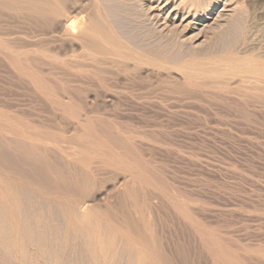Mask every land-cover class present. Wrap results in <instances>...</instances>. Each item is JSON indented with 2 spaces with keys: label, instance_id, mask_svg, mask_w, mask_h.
Here are the masks:
<instances>
[{
  "label": "rangeland",
  "instance_id": "obj_1",
  "mask_svg": "<svg viewBox=\"0 0 264 264\" xmlns=\"http://www.w3.org/2000/svg\"><path fill=\"white\" fill-rule=\"evenodd\" d=\"M114 1L116 0L112 1L113 4H115ZM202 1L170 0V2L167 4L168 6L166 5L164 7L165 9L163 8L162 11L160 12L161 18L159 17L158 19H156V21L155 20L151 21V19L147 17L148 15L145 16L147 14L146 11L147 6L146 3L145 4L143 3L144 1L141 4L140 3L137 4V2L133 0H123V1L119 0L118 3L116 2L117 3L116 7H119L123 4L124 7L122 8L124 9H122L121 7L116 8L115 5L112 4V2H108V3L115 8H113L112 6L111 7L107 6L109 5L108 3L106 4L107 1L106 2L103 1V3L105 2V4H102V0L101 1L95 0V3L92 1L90 2L91 4L93 3L94 5L93 4L92 5L96 8L101 7L100 9L97 8V13L98 12L100 14L101 13L103 14L104 12L108 13V14L104 13L105 16L101 14L102 17H104L103 20L101 19L102 24L104 23V20H107V22L109 20L110 23H107L105 21V25L106 26L109 25V27L115 25V28L113 26L110 28H112L113 30L116 29L115 30L116 32L119 29V31L117 32L119 34H121L120 31L122 32L121 40H123L125 44L129 46L130 43H132L133 45L134 44L133 42H135L136 45L138 44L137 46H135V44L133 46L130 44V47L133 49V51H139V52L141 51V53L144 54L145 56V60L150 58L148 59L150 64L149 65L146 64V66L148 65V67H145V64H142L144 68L141 67V65L134 66L135 63L134 61L132 62V60H127L128 62L130 61V63L125 61L124 62L126 63L124 64L125 67L123 66V62L113 63L110 61L112 64L109 65L110 64L109 61L107 62L106 60H102L103 62L104 61L106 62V65H108L107 67L105 64L103 66L102 62H99L101 66H98L99 63L96 65V63L88 62L89 60L84 58L78 59V61L84 60L85 62L79 61L80 62L79 63L77 61L79 65L84 62L83 63L84 66L82 69H79L80 66L78 68L77 66L76 68L75 67L72 68V66L66 64V62L64 61H62L61 63V60L57 61L56 63L55 60L46 61L40 58H39L40 61L38 60V58H35L37 59V61H39L37 62V65L38 64L40 65L34 66L36 61H34L35 59L32 58L33 59L32 60L30 58L32 55L34 56L35 54L32 55L30 54L29 55L30 57H28V59L26 58L24 59L25 56H19V55L18 56L16 55L17 57L16 58L13 54H11L10 50H7L8 48L4 49L5 48L4 46L7 45L8 47L10 45L9 48H11L12 50H21V51H25L26 49L22 50L19 48H24V47L27 48V46H25L24 43H26L27 45L31 43V45H28L29 46L28 48H32V45H34L35 42H36L35 45L39 46L40 43L38 42V40H41L42 38L41 32L39 31L42 29V26H44V23H42L43 25L39 27L38 25H41L42 21H39L40 24H38L39 22L37 20L35 21V19L33 18H31L32 19L31 20L28 17V15H26L24 12L18 11V14L19 12L20 14L18 16L15 13L17 15L16 16L13 13V11L15 12L16 10H12L8 8L5 9L0 8V12L2 11L4 12V13L3 12L0 13V30H1L0 54L2 53L0 55L1 56L0 57V61H1L0 62V121H2L0 122L1 124L0 133H2L0 134V142L2 143V144L0 143V154L3 155V156L0 155V180L4 179L3 181H9L11 183L14 181L13 183L15 184L18 183V185L21 187L26 186L27 184L35 185L36 192L43 193L44 196H46L51 191V193H49L47 196L50 195V197L53 198H63L64 193L59 189V187L63 186L67 188L69 184L73 183L72 189H74L75 191H79L80 189H82V185H84V183L90 179L91 183L90 182H86V183L87 184L89 183L91 185L88 186L89 184L88 185L86 184L84 188L87 187L86 189L89 188L90 191L91 189L94 188L95 191H97V187H98L100 191L98 190L97 194L100 195L103 201L102 203L103 207H106V209L109 208L112 209L114 207L112 210L109 209V214H111L112 212L113 215L112 217H117L118 220L120 221L121 218H125L126 216L127 217L132 216V218H134L133 216L135 215L134 219L136 222L139 219L140 220L143 219L144 217L154 222V223L152 222L150 223V221L147 220V222H149L152 225L150 226V228L154 226L155 229L154 228L152 229L156 230L157 232L154 230L153 231L159 235V237L157 235V237L159 238V239L157 238V240H159L157 241V246H159L160 248L159 247L158 248L161 249L163 252L162 253L161 250H159L162 253L161 256H163L162 259L165 257L163 260L166 261V262L162 261V264H218V263L264 264V99H263L264 87L260 85L262 87L261 89L262 91L259 92L260 88H256V86L254 87L255 84L253 85V81L254 83H256V81L258 82L260 79L264 80V72H263L264 66L263 67L260 66V65H264V46H263L264 45V0H238V1L237 0H207V1L202 0ZM227 1H229V3H226ZM231 1L234 3H232ZM126 2L129 3L128 4L129 6H131V4L133 3L132 8L131 7L127 8L128 5L126 6L127 4ZM174 2H176L177 4ZM96 3L98 4L96 5ZM135 3L137 5H135ZM199 3L200 4L202 3L201 4L202 6L199 5ZM203 3L205 4V6ZM91 4L88 6V8L93 7L91 6ZM191 4L197 5L196 9L191 10V12L189 13H187V11L184 13L183 10L181 9L183 8L182 6L184 5L189 6ZM236 4H237L236 7L237 8L239 7L241 11L239 13L238 11L239 9L238 10L234 9L233 10L234 14L232 13L233 17L231 18L230 15L234 7L233 5ZM138 5H140L141 8L143 6L144 9L142 10L139 7V9L137 10L136 8H138L137 7ZM198 5L201 9L198 7ZM241 6H243V8ZM197 8L199 9V11ZM6 9L7 11L5 12ZM180 9L182 11H180ZM10 10L12 11V13ZM141 11H144L143 14L141 13ZM234 11H237L239 14H236V12ZM110 12L112 14H110ZM113 13L115 15L114 18H112ZM163 13L165 16L163 15ZM23 14L26 16L21 17V15ZM219 14L222 15L220 16ZM116 15H118L117 18ZM134 15L135 18L133 17ZM140 15L141 18L144 15V17H146L147 19L144 18L145 20L144 21L143 18L142 19L140 18ZM166 15L168 16V19L174 17L172 15H177V17L175 16L176 24L177 23L179 24L183 19L186 20L187 22L188 20L192 22L191 23L192 25L189 28L185 29L183 32L186 38L187 39L190 38V40L191 38H193L192 35H194V38L195 36L199 35L198 39L195 42H193L192 40L190 41L192 47V48L190 47L191 49H189L190 42L188 43L185 42L186 43L185 44L180 39L181 42L179 43V39L174 36L173 37L171 36L173 39H170L171 37L169 35L167 38V36L163 34L162 38L164 39L162 40V38H159L160 37L159 34H161L162 32L158 34L156 32H160V31L159 30L157 31L156 29L162 27L160 25H162L161 22H164L163 18L166 17ZM183 15H185L186 17H184ZM193 15L194 17H192ZM85 17L86 20L89 21V12L85 13ZM110 17L112 18L113 21L109 19ZM116 19L120 21L116 23L117 22ZM138 19H140L142 23H146V24L148 21L149 22L151 21L149 24H147L150 26H147L146 28V24L145 25H142V23L140 24L139 22L141 21H138ZM30 21H32L33 23H31ZM214 21L215 22L217 21V23L214 24L216 26H214L213 28L211 29L208 28L207 30L202 28L203 26L202 24L204 25L207 23L212 24L215 23ZM226 21L229 22L226 23ZM34 22H38V23L36 24ZM128 22L129 23L136 22L137 25L140 24V29H144V30H140L138 29L139 28L138 26L132 23L129 24ZM169 23L170 22H168L167 24ZM239 23L240 25H242V28L239 25ZM151 24H153L152 26H156V25L158 26L154 27L151 30L150 28ZM169 25L172 26L171 23ZM121 26L122 28L125 29H122ZM192 26L197 28H194ZM217 26H221V27H217ZM28 28H30L31 30L29 29L27 31ZM131 28L134 30H131ZM162 28L168 30L167 27H162ZM200 28H202L201 33L197 31ZM246 28L248 31L246 30ZM139 30L143 31L141 33L142 35L144 34L143 36L145 37H142ZM238 30H240V32ZM256 30L258 31L256 32ZM125 32L128 33L126 34ZM237 32L239 33V35L236 34ZM4 33L10 35L5 36ZM155 33L156 35L157 34L158 35L156 36ZM194 33H196L197 35ZM17 34L19 36L15 38H17L18 41L17 39L15 38L14 39L18 44H16L15 41L13 42L12 40V38ZM123 34L125 35V37L123 36ZM248 34H250L252 37H250ZM21 35L23 36V38ZM26 35L28 36L31 35V36L26 37ZM122 36L124 37L123 39ZM137 36L138 37L140 36V38L143 39H139V38L137 39ZM1 37L3 38V40H1L2 39ZM19 37H21V39ZM134 37L136 39L135 41H134ZM224 37L226 38L224 39ZM249 37L252 38V40L249 39ZM29 38H32V40ZM4 39L7 41H5ZM157 39H161L162 41ZM168 39L170 40V42ZM127 40H129L128 41L129 43H127ZM223 40L225 42H223ZM20 41H22L23 43H21ZM246 41L248 44L245 43ZM19 42L21 43L22 46L20 45ZM2 44H4V46ZM194 46L197 47L194 49ZM35 47L33 46V48ZM139 47H141L140 50H138ZM153 50H155L154 51L155 53L153 52ZM159 54H162V56ZM12 55L14 57H12ZM20 57L22 60L20 59ZM151 57L153 59H151ZM155 57L157 58L159 57V58L157 59ZM155 59H157L158 61ZM30 60H32L31 63L32 65L29 64L31 62ZM43 60L48 64L45 63ZM9 61H11V63ZM41 61L43 64L41 63ZM167 61L173 63L172 64L165 63ZM152 62L155 63L154 64L155 66H153ZM198 62L201 64L205 63V65H210V64L217 66L220 65V67L224 69L227 68L229 69L230 65H236V67L240 69V72L238 71L237 76L227 77L228 79L227 78L224 79L217 78L214 80L210 79L214 83L209 81V78L208 79L204 78L202 84L201 83L203 80L202 78L201 79L197 78L198 81L197 80L192 81L193 79H191L190 81L189 77L185 76L183 73L182 74L180 73L182 71L176 70V69L180 70V67H182L181 65H183V63L189 65L190 63L196 64ZM44 63L47 64L48 66L44 65ZM91 63L93 67L97 68L98 66V70L92 69V67L89 66V64L91 65ZM117 63L118 64L121 63V64L117 65ZM179 63L182 64L180 65ZM252 63H254L253 64L254 66L252 65ZM86 64L88 65L85 66ZM113 64H115L116 67H113ZM127 64H129L128 65L129 68L126 67ZM175 64H176V69L173 68ZM59 65H61L64 68H62ZM44 66L46 67V69ZM120 66H122L123 68ZM156 66L159 67L157 68ZM167 66H171L172 70L171 68L168 70L169 67ZM250 66L254 67L255 70H253V72L246 69L247 67ZM130 67H132L133 71L130 70ZM133 67L138 68V71L136 68L135 71ZM143 69H145L146 71ZM261 69L262 72H260ZM80 70L82 71L80 72ZM104 70L106 72H104ZM95 71H99V73L97 74L95 73ZM135 72L137 74H134ZM149 72L151 75L149 74ZM17 73L19 74L17 75ZM92 73L94 74V76ZM27 76L29 77L27 78ZM81 76L83 77V79L81 78ZM174 77L177 78L175 79ZM90 78L91 80H89ZM103 78L104 80L106 79L105 80L106 82L103 80ZM255 78H257V80ZM218 80L220 81L219 85L217 84L219 83ZM223 80L225 81V83ZM205 82L206 83L209 82L208 86L207 84L204 85ZM53 84L55 85L54 87ZM65 84H67V86ZM251 84L255 89H253L252 86H250ZM68 86L69 87L75 86L77 89L75 88V90H73V87L71 89ZM63 89H65V91L68 94ZM248 97L250 99H248ZM70 101L73 103H71ZM95 103H97V105ZM96 106L98 107L96 108ZM22 120L23 121L25 120V123ZM76 120L78 121V123ZM3 124H5L6 126ZM23 124L27 127H25ZM90 124L94 128L93 131H92V127H90ZM33 127L36 129L35 131ZM81 128L82 130H80ZM27 130L28 132L31 130V132L28 133ZM76 130L78 131V133ZM33 131L37 133L36 135H38V137H42L44 138V140L46 138V142L44 141L45 143L40 142L41 145L39 143L38 145L34 142L37 147L36 151L39 149L40 151L41 150L45 151V152L43 151L44 154L42 153V151L41 152L37 151L40 154L36 152L39 155H41L42 153V155L45 156V161L42 158H40V160H43L44 162H38L34 157H33L34 159L33 158L31 159L30 158L31 156L28 155V154L31 155L28 149L31 147L30 145H27L28 142H24L26 140L23 141V138L26 139L24 135L27 136L28 134L31 135V137L33 134L35 135V133H32ZM82 133L84 136L81 135ZM81 136L82 137L88 136L87 137L88 141H85L87 140V138H85V140L81 138L83 141L87 142V144L89 140H90L89 143L92 144L93 140L91 139L93 138L94 139L99 138L98 142L102 143L103 145L106 142L105 144L106 147L108 148L106 149V147L103 146V149H105L104 151L110 152V154L111 152H113L112 155L114 154L113 156L114 158L115 157L116 158L115 159L112 158V160L113 161L117 160L118 157V161L116 162L114 161L113 163L114 165L111 166L109 163L108 166L107 164H104L102 162V159L100 157L93 154L92 155L93 157L91 156L92 157L91 161L93 160L92 162L95 163L91 162L92 165L89 164V166L87 165L84 167L83 164L77 163L76 160L80 156V153L83 151L80 148L81 147L89 148L90 146L92 147V145L90 144H88L87 146V144H85V142H83L80 139ZM89 136L93 138L89 139L90 138ZM58 138L59 140H56ZM54 140H56L55 141L56 143L54 142ZM76 141L78 142V146L80 145L81 147L78 148L75 145L77 144ZM95 141H97V139H95L94 142ZM19 142L21 143V146L24 145V147H22L23 149L27 148L28 150L24 149L25 150L24 151L22 148H20L21 146L20 145L18 146V144H20ZM1 145H3L4 147ZM37 145L40 146L41 148L39 147L38 149ZM53 145H57V146L61 145V146H58L59 147L58 149H54L55 146L53 148L51 147ZM1 147L3 148L1 149ZM114 148L116 149V151L111 150ZM4 149L7 152V154L5 153ZM2 151L4 152V154ZM26 151H28V153H26ZM72 154L73 155L75 154V156H73ZM26 155L27 157H25ZM5 157L7 159H4ZM8 157L9 158L11 157L13 161L11 162V159H9ZM75 157H77V159ZM93 158L96 159L97 161L94 160ZM26 159L28 160L31 159V162L29 161L30 163H32L33 160V162L36 163L35 165L37 166V168H35V165L33 163L30 165L29 164L26 165V162L28 161V160L26 161ZM54 159L57 162L54 161ZM71 161H73L74 163ZM117 162L122 164L121 165H119V163L116 164ZM14 163H18L17 165L20 168ZM49 163L51 166L49 165ZM55 163H58L57 166H55L56 165ZM49 166L52 168H50ZM74 166L76 167L74 168ZM40 167L42 170L44 168L42 173ZM57 167L58 168L60 167L61 170L63 169L65 174L66 175L68 174L70 177H72V175H75L76 173L79 172V179L77 177V180L78 181L80 180L79 183L81 188L79 187L78 181H76L77 183L74 185V181L76 180V178L71 179L70 177H69L70 179L67 180L68 182H66L68 183V185L66 184L67 186L65 184L61 185V183H63L64 181L61 182L62 180H60L58 177H55L56 175L55 173H52L54 174L53 176L51 175V171H55ZM34 168L36 170H34ZM49 169H51V171ZM21 170L23 171L25 170V172ZM32 170L33 172H31ZM74 170H75L74 172L75 174H71L70 172L71 171L73 172ZM127 170L129 171L127 172ZM16 171H17V175H16ZM35 173L38 176L35 175ZM27 174L30 175L29 179L27 177L28 176ZM81 175H83L84 178L83 182L81 181L83 178L80 179ZM48 176L50 178L47 180ZM86 176L88 177L85 178ZM145 176L148 177L145 178ZM52 177L53 178L55 177L56 179H52ZM17 179L19 181H17ZM33 180H35L34 184L32 182ZM37 180L39 181L37 182ZM45 180L47 185L50 183L48 185L49 186L48 189H46L47 185L45 183ZM69 180L70 182H72L73 180V182L70 183ZM22 181L25 183H23ZM57 181L59 183H57ZM38 183L39 184L44 183V184L39 185ZM76 185L77 187H75ZM37 186H40V188ZM115 186L117 188V192ZM36 187L39 188L41 191H39V189H36ZM112 187L114 193L116 192V194L111 192ZM76 188H78V190ZM104 191L107 196L103 193ZM106 191L109 192L111 197ZM46 192L48 193L46 194ZM54 192L55 194L60 193L61 195H55ZM104 195L105 198L109 196L108 197L109 199L107 198L104 200ZM123 202L125 206H123ZM139 209H141L142 212ZM154 210L156 212H154ZM137 215L139 218L136 217ZM139 215H141L142 218ZM153 215H155V217H153ZM141 221L143 222V220ZM142 222L141 224H144V222L143 223ZM161 238L163 241L161 240ZM201 248L204 251H202ZM170 258L173 260V262Z\"/></svg>",
  "mask_w": 264,
  "mask_h": 264
},
{
  "label": "bare ground",
  "instance_id": "obj_2",
  "mask_svg": "<svg viewBox=\"0 0 264 264\" xmlns=\"http://www.w3.org/2000/svg\"><path fill=\"white\" fill-rule=\"evenodd\" d=\"M0 0V8H8V9H12V10H16L15 12L13 11V13L17 14L19 16L20 12H24L26 15H28V17L31 19H35V21L37 20L38 22L39 21H42L41 22V25H38L39 27L42 26L44 23V26H42V29L39 31L41 32V40H38V42L40 43V45H35L34 41V45H32V48H28L29 46L28 45H31L30 44H25V46H27V48H19V49H26L25 51H21V50H12L10 47V45L7 47V45L4 46V44H2L5 48L4 49H7V50H10L11 51V54H13L15 57L16 55L18 56H25L24 59H28V57H30L29 55L31 54H35L34 56L32 55L30 59H35V58H38V60L40 61V59H44V60H52L57 63V61H60L61 60V63L62 61L66 62V64H69L70 66L75 67L77 66V68L79 67V69H82L83 66H84V60H79V61H84L83 65H79V61L78 59H81V58H84V59H87L89 60L88 62H93V63H96V65L99 63V62H102L103 66L104 64L106 65V62L102 61V60H106L107 62L111 61V62H123V66L125 67L124 63L125 61L127 60H132V62L134 61V66H139L142 64H145V67H148V65L150 64L149 60L150 58H148L147 60H145V56L144 54L141 53V51H133V49L130 47V44L132 45V43L129 44V46L127 44H125L123 42V40H121V34L122 32L120 31L121 34L117 33L119 31L116 32L115 30H113L112 26L109 27L105 25V21L107 22V20H104V23L102 24L101 22V19L103 20L105 16L104 13L106 14L107 12H104L102 15L98 12L97 13V8L94 7L90 2H94L95 3V0ZM101 1V0H100ZM103 1H107L106 4L108 2H112L111 0H102V4H105V2L103 3ZM123 1V0H121ZM135 2L138 3H143L145 4L146 3V11H147V14L145 16H147L149 19H151V21L158 19L159 17L161 18V14L160 12L162 11V9L170 2V0H133ZM173 1V0H172ZM199 1V0H198ZM202 1V0H200ZM207 1V0H206ZM238 1V0H237ZM99 2V1H98ZM115 4H112L117 5V3L119 2V0L117 1H114ZM117 2V3H116ZM132 2V1H131ZM179 2V1H178ZM183 2V1H182ZM180 2V3H182ZM192 2V1H191ZM203 2V1H202ZM232 2V1H231ZM230 2V4H231ZM244 2V1H243ZM127 3V4H126ZM126 6L129 4L128 2H126ZM176 3V2H174ZM179 3V4H180ZM193 3V2H192ZM225 3V2H224ZM226 3H229V1H227ZM234 3V2H232ZM236 3V2H235ZM91 4V6H93L92 8H88V6ZM98 3H96L97 5ZM109 4V3H108ZM122 4V3H121ZM135 3V5H137ZM171 4V3H170ZM177 4V3H176ZM187 4V2H186ZM202 4V3H201ZM199 3V5H201ZM204 4V3H203ZM213 4V3H211ZM238 4V3H237ZM236 5H233L231 7H233L232 9V12H231V18L233 17V10L234 9H239V7L237 8ZM241 4V2H240ZM245 4V3H244ZM132 5L133 3L131 4V6H127L128 7H131L132 8ZM198 5V7H199ZM239 5V4H238ZM107 6H112L111 4L107 5ZM145 6V5H144ZM168 6V5H167ZM202 6V5H201ZM205 6V4H204ZM208 6V5H207ZM225 6V5H224ZM113 7V6H112ZM113 7V8H115ZM119 7H124V5L122 4L121 6ZM119 7H116V8H119ZM136 7V6H135ZM138 8H136L137 10L139 9L140 5L137 6ZM179 7V6H178ZM177 7V8H178ZM183 8H181L183 10V12L185 13L187 11V13L191 12V10H194L196 9L197 5H194V4H191L189 6H182ZM243 8V6H241ZM245 7V6H244ZM101 8V7H100ZM98 8V9H100ZM141 8V7H140ZM169 8V7H168ZM175 8V7H174ZM200 8V7H199ZM207 8V7H206ZM124 9V8H122ZM134 9V8H133ZM142 10L144 9L143 6L141 8ZM165 9V8H164ZM180 9V11H182ZM198 9V8H197ZM201 9V8H200ZM102 10V9H101ZM117 10V9H116ZM120 10V9H119ZM173 10V9H171ZM211 10V9H210ZM243 10V9H242ZM246 10V8H245ZM244 10V11H245ZM2 11V10H1ZM7 11V9L5 10V12ZM9 11V10H8ZM11 11V10H10ZM18 11L19 14H18ZM115 11V10H114ZM122 11V10H121ZM199 11V9H198ZM239 13L241 11V9L238 10ZM3 12V11H2ZM0 12V13H2ZM86 12H89V21L86 20V17H85V13ZM102 12V11H101ZM124 12V11H123ZM126 12V11H125ZM144 11H141V13L143 14ZM193 12V11H192ZM229 12V11H228ZM236 12V14H239L237 11H234ZM4 13V12H3ZM12 13V11H11ZM115 13V12H114ZM114 13H113V16L112 18H114ZM117 13V12H116ZM119 13V11H118ZM121 13V12H120ZM128 13V12H127ZM140 13V14H141ZM171 13V12H170ZM169 13V14H170ZM197 13V12H195ZM226 13V12H225ZM224 13V14H225ZM233 13V14H232ZM244 13V12H243ZM9 14V13H8ZM15 14V15H16ZM108 14V13H107ZM110 14H112L110 12ZM122 14V13H121ZM138 14V13H137ZM176 14V13H175ZM180 14V13H179ZM246 14V13H245ZM4 15V14H3ZM14 15V17H15ZM16 15V16H17ZM26 15H21V17L23 16H26ZM164 15V13H163ZM220 15V14H219ZM222 15V14H221ZM220 15V16H221ZM249 15V14H247ZM11 16V15H10ZM13 16V15H12ZM109 16V15H108ZM111 16V15H110ZM118 15H116V18H117ZM137 16V15H136ZM139 16V15H138ZM165 16V15H164ZM174 17H171L168 19V16L166 15V17L163 18L164 22H161L162 27H167L168 30L160 27L158 29H156L157 31L159 30L160 32H156V33H161L159 34L160 37L159 38H162L163 37V34L165 36H167L168 38V35L171 37H176L179 39V43L182 41V42H190L191 40L193 42H195L199 35L198 36H195L194 38V35L193 38H186V36L183 34L184 30L189 28L192 24L191 21L188 20V22L186 20H182L179 24L177 23L176 24V17L177 15H172ZM176 16V17H175ZM184 17H186L185 15H183ZM227 16V14H226ZM229 16V17H230ZM5 17V16H4ZM9 17V16H8ZM135 18V15L133 16ZM182 17V16H180ZM183 17V18H184ZM189 17V16H188ZM194 17V15L192 16ZM225 17V16H224ZM228 17V19H229ZM236 17V16H235ZM234 17V18H235ZM250 17V16H249ZM20 18V17H19ZM28 18V19H29ZM112 18L110 17L109 19L112 20ZM121 18V17H120ZM119 18V19H120ZM137 18V17H136ZM140 18H141V15H140ZM143 20L144 18L147 19L146 17H144L143 15ZM141 18V19H142ZM221 18V17H220ZM6 19V18H5ZM13 19V18H12ZM29 19V20H30ZM106 19V18H105ZM188 19V18H187ZM190 19V18H189ZM218 19V18H216ZM223 19V18H222ZM225 19V18H224ZM250 19V18H249ZM21 20V19H20ZM28 20V22H29ZM32 20V19H31ZM117 20V19H116ZM131 20V19H130ZM136 20V19H135ZM162 20V21H163ZM169 20V21H168ZM231 20V19H230ZM229 20V21H230ZM235 20V19H234ZM233 20V21H234ZM252 20V19H251ZM11 21V20H10ZM16 21V20H15ZM19 21V20H18ZM26 21V20H25ZM34 21V20H33ZM113 21V20H112ZM118 21L120 20H117L116 23H118ZM129 21V20H128ZM138 21H141L140 19H138ZM145 21V20H144ZM148 21V20H146ZM150 21V22H151ZM180 21V20H178ZM186 21V22H185ZM228 21V22H229ZM22 22V21H21ZM31 23H33L32 21H30ZM38 22H34V23H38ZM127 22V20H126ZM149 21L147 22V24L150 23ZM160 22V21H159ZM158 22V23H159ZM168 22H170L172 24L169 25L167 24ZM215 22V21H214ZM224 22V21H223ZM226 21V23H228ZM235 22V21H234ZM107 23H110L109 20ZM129 23V22H128ZM132 22H130L129 24H131ZM138 23V22H137ZM140 24L142 23L139 22ZM154 23V22H153ZM194 23V22H193ZM211 23V22H210ZM217 21L215 23H212V24H202V28L204 29H211L213 28L214 24H216ZM219 23V22H218ZM221 23V22H220ZM238 23V22H237ZM40 24V22L38 23ZM132 24H135L136 26H138L140 29V24H136V22L132 23ZM146 23H142V25H145ZM146 24V28L147 26H150V25H147ZM234 24V23H233ZM20 25V24H19ZM28 25V24H27ZM33 25V24H32ZM122 25V24H121ZM128 25V24H127ZM141 25V26H142ZM153 24H151V30L158 26H152ZM194 25V24H193ZM224 25V24H223ZM221 25V26H223ZM236 25V24H235ZM240 25V23H239ZM26 26V25H25ZM23 26V27H25ZM131 26V25H130ZM195 26V25H194ZM192 26V27H194ZM221 26H217V27H221ZM234 26V25H233ZM241 28H242V25H240ZM253 26V25H252ZM18 27V26H17ZM22 27V26H21ZM37 27V26H36ZM44 27V28H43ZM115 28V25L113 26ZM124 27V25H123ZM126 27V26H125ZM144 27V26H143ZM237 27V26H236ZM32 28V27H31ZM38 28V27H37ZM120 28V26H119ZM122 28V26H121ZM133 28V27H132ZM131 30H134L132 29ZM145 28V27H144ZM194 28H197V27H194ZM202 28H200L199 31L201 33V30ZM223 28V27H222ZM228 28V27H227ZM232 28V27H231ZM238 28V27H237ZM25 29V28H24ZM30 28L27 29V31L29 30ZM33 29V28H32ZM36 29V28H35ZM122 29H125V28H122ZM26 30V29H25ZM31 30V29H30ZM140 30H144V29H140ZM139 30V31H140ZM195 30V29H194ZM220 30V29H219ZM236 30V28H235ZM247 30V28H246ZM255 30V29H254ZM1 31V30H0ZM36 31V30H35ZM123 31V30H122ZM127 31V30H126ZM209 31V30H208ZM214 31V30H213ZM224 31V30H223ZM222 31V32H223ZM234 31V30H233ZM240 32V30H238ZM244 31V30H242ZM248 31V30H247ZM258 30H256L257 32ZM37 32V31H36ZM143 31H140V34L142 35ZM148 32V31H147ZM217 32V31H216ZM231 32V31H230ZM255 32V31H254ZM28 33V32H27ZM25 33V34H27ZM38 33V32H37ZM126 33V32H125ZM128 33V32H127ZM126 33V34H127ZM139 33V32H138ZM146 33V31H145ZM155 33V35H156ZM203 33V32H202ZM221 33V32H220ZM232 33V32H231ZM249 33V32H248ZM5 34V33H4ZM30 34V33H29ZM36 34V33H35ZM139 34V35H140ZM148 34H151V33H148ZM157 34V35H158ZM187 34V33H186ZM196 34V33H194ZM222 34V33H221ZM220 34V35H221ZM237 35H239V33L237 32L236 33ZM257 34V33H256ZM3 35V33H2ZM8 35V34H5V36ZM10 35V34H9ZM8 35V36H9ZM32 35V34H31ZM29 35V36H31ZM40 35V33H39ZM140 35V36H141ZM144 35V34H143ZM142 37H145L143 36ZM146 35V34H145ZM156 35V36H157ZM197 35V34H196ZM214 35V34H212ZM217 35V34H216ZM234 35V34H233ZM242 35H243V32H242ZM250 37H252L250 34H248ZM254 35V34H253ZM259 35V34H258ZM19 36L18 34L16 36H14L12 38L13 42L15 41L16 43V40L17 37ZM22 36V35H21ZM28 35H26V37H29ZM35 36V35H33ZM37 36V35H36ZM123 36L125 37V35L123 34ZM122 36V39L124 38ZM129 36V35H128ZM140 36L138 37L137 36V39H143V38H140ZM148 36V35H147ZM155 36V37H156ZM164 36V37H165ZM185 36V37H184ZM218 36V35H217ZM226 36V35H225ZM257 36V35H256ZM260 36V35H259ZM3 37V36H2ZM1 37V38H2ZM170 38V39H173V38ZM211 37V35H210ZM232 37V36H231ZM252 40V38H250ZM5 38V37H4ZM15 38V39H14ZM21 39V37H19ZM23 38V36H22ZM33 38V37H32ZM32 38H29L32 40ZM151 38V37H150ZM166 38V39H167ZM226 37H224L225 39ZM240 38V36H239ZM254 38V37H253ZM7 39V38H6ZM9 39V38H8ZM34 39V38H33ZM36 39V37H35ZM132 39V38H131ZM153 39V38H152ZM164 38H162L163 40ZM181 39V41H180ZM194 39V40H193ZM211 39V38H210ZM218 39V38H217ZM223 39V38H222ZM232 39V38H231ZM230 39V40H231ZM237 39V38H236ZM248 39V38H247ZM248 39V40H249ZM258 39V38H257ZM3 40V38L1 39ZM5 40V39H4ZM11 40V42H12ZM36 40V41H37ZM133 40V39H132ZM135 37H134V41H135ZM157 40H161V39H157ZM161 40V41H162ZM169 40V39H168ZM177 40V39H175ZM212 40V39H211ZM210 40V41H211ZM219 40V39H218ZM245 40V39H244ZM247 40V41H248ZM254 40V39H253ZM7 41V40H5ZM18 41V39H17ZM129 40H127V43ZM151 41V40H150ZM156 41V40H154ZM153 41V42H154ZM167 41V40H166ZM239 41V39H238ZM247 41L245 42L246 44ZM10 42V41H8ZM21 43H23L22 41H20ZM19 42V43H20ZM131 42V41H130ZM148 42V41H147ZM170 42V40H169ZM207 42V41H206ZM205 42V43H206ZM223 42H225L223 40ZM231 42V41H230ZM249 42V41H248ZM253 42V41H252ZM262 42V41H261ZM5 43V42H4ZM20 43V45H21ZM135 44V42H133ZM138 43V42H137ZM156 43V42H155ZM159 43V42H158ZM167 43V42H166ZM173 43V42H172ZM178 43V42H177ZM185 43V44H186ZM244 43V44H245ZM251 43V42H250ZM18 44V43H16ZM38 44V43H37ZM133 44V45H134ZM152 44V43H151ZM150 44V46H151ZM164 44V43H163ZM175 44V43H174ZM183 44V43H182ZM181 44V45H182ZM196 44V43H195ZM194 44V45H195ZM225 44V43H224ZM238 44V43H237ZM245 44V45H246ZM1 45V44H0ZM15 45V44H14ZM132 45V46H133ZM138 45V44H137ZM135 44V46H137ZM145 45V44H144ZM154 45V44H153ZM158 45V44H157ZM165 45V44H164ZM180 45V44H179ZM197 45V44H196ZM201 45V43H200ZM199 45V46H200ZM256 45V44H255ZM18 46V45H17ZM22 46V45H21ZM19 46V47H21ZM33 46L35 48H33ZM186 46V45H185ZM188 46V45H187ZM193 46V45H192ZM198 46V47H199ZM225 46V45H224ZM230 46V45H229ZM244 46V45H243ZM264 46V45H263ZM12 47V46H11ZM15 47V46H14ZM31 47V46H30ZM157 47V46H156ZM165 47V46H164ZM191 47V42H190V46H189V49ZM197 47V46H196ZM194 46V49L196 48ZM240 47V46H239ZM247 47V46H245ZM257 47V46H256ZM261 47V46H260ZM16 48V47H15ZM18 48V47H17ZM141 47H139L138 50H140ZM146 48V47H145ZM161 48V47H160ZM184 48V46H183ZM187 48V47H186ZM250 48V47H249ZM14 49V48H13ZM143 49V48H142ZM154 49V48H153ZM157 49V48H156ZM182 49V48H181ZM239 49V48H238ZM237 49V50H238ZM251 49V48H250ZM144 50V49H143ZM178 50V49H177ZM186 50V49H185ZM261 50V49H260ZM155 50H153L154 52ZM230 51V50H229ZM234 51V50H233ZM241 51V50H240ZM247 51V50H246ZM245 51V52H246ZM2 52V51H1ZM145 52V51H144ZM151 52V51H150ZM7 53V52H6ZM10 53V52H8ZM148 53V52H147ZM155 53V52H154ZM174 53V52H173ZM176 53V52H175ZM187 53V52H186ZM185 53V54H186ZM259 53V52H258ZM263 53V52H262ZM2 54V53H1ZM0 54V55H1ZM163 54V53H162ZM162 54H159L162 56ZM178 54V53H177ZM12 55V57H14ZM166 55V54H165ZM257 55V54H256ZM184 56V55H183ZM1 57V56H0ZM7 57V56H6ZM148 57V56H147ZM154 57V56H153ZM160 57V56H159ZM158 57V58H159ZM174 57V56H173ZM177 57V55H176ZM175 57V58H176ZM179 57V56H178ZM17 58V57H16ZM15 58V59H16ZM19 58V57H18ZM40 58V59H39ZM157 58V57H155ZM157 58V59H158ZM261 58V57H260ZM21 59V57H20ZM19 59V60H20ZM32 59V60H33ZM151 59H153L151 57ZM155 59V60H157ZM22 60V59H21ZM20 60V61H21ZM32 60H30L31 62L29 64L32 63ZM43 60V61H44ZM86 60V61H87ZM169 60V59H168ZM173 60V59H172ZM175 60V59H174ZM198 60V59H197ZM196 60V61H197ZM214 60V59H213ZM255 60V59H254ZM263 60V58H262ZM5 61H8V60H5ZM19 61V63H20ZM34 61H36L35 65L34 66H38L40 64L37 65V59H35ZM33 61V62H34ZM77 61L79 63H77ZM151 61H154V60H151ZM158 61V60H157ZM164 61V60H163ZM161 61V62H163ZM1 62V61H0ZM3 62V60H2ZM11 63V61H9ZM16 62V61H15ZM45 62V61H44ZM49 62V61H48ZM63 62V63H64ZM110 62L109 65H111L112 63ZM128 62V61H127ZM194 62V61H193ZM222 62V61H221ZM253 62V61H252ZM260 62V61H259ZM17 63V62H16ZM42 63V61H41ZM47 63V62H45ZM46 66H48L47 64H45ZM59 63V62H58ZM130 63V61L128 62ZM153 63V66H155L154 62ZM157 63V62H156ZM165 63H173V62H165ZM263 63V62H262ZM261 63V64H262ZM43 64V63H42ZM41 64V65H42ZM52 64V63H50ZM54 64V63H53ZM65 64V65H66ZM108 64V63H107ZM116 64V63H115ZM115 64H113V67H116ZM121 64V63H119ZM117 63V65H119ZM146 64H148L146 66ZM158 64V63H157ZM156 64V65H157ZM160 64V63H159ZM178 64V63H177ZM180 64V63H179ZM182 64V63H181ZM180 64V65H181ZM189 64V63H188ZM254 63H252L253 65ZM4 65V64H3ZM2 65V66H3ZM32 65V64H31ZM30 65V67H31ZM88 64H86L85 66H87ZM129 64H127L126 67H128ZM167 65V64H165ZM164 65V66H165ZM169 65V64H168ZM174 65V64H173ZM172 65V67H173ZM224 65V64H223ZM15 66V65H14ZM22 66V65H21ZM20 66V68H21ZM50 66V65H49ZM53 66V65H52ZM51 66V67H52ZM61 66V65H59ZM58 66V67H59ZM82 66V67H81ZM89 66L92 67V69L94 70H98V66H101L100 63L99 65L96 67H93L92 66V63L91 65L89 64ZM108 67V65H106ZM132 66V65H131ZM182 67H180V70L179 69H176V64L173 68H175L176 70L178 71H182L180 72L181 74L183 73L185 76L189 77L190 81L191 79H193L192 81L194 80H197V78H202V84H203V81H204V78L208 79L209 78V81L211 80H214V79H224V78H227V77H230V76H237L238 75V71L240 72V69L236 67V65H230L229 69H224L222 67H220V65H205L204 64H201V63H190L189 65H186L183 63V65H181ZM229 66V65H228ZM254 66V65H253ZM253 66H250V67H247L246 69H248L249 71H252L255 70ZM260 66H264V65H260ZM17 67V66H16ZM40 67V66H39ZM42 67V66H41ZM45 67V66H44ZM56 67V66H55ZM54 67V68H55ZM57 67V68H58ZM62 67V66H61ZM60 67V68H61ZM119 67V66H118ZM122 67V66H120ZM140 67V68H141ZM157 67V66H156ZM159 67V66H158ZM157 67V68H158ZM169 67L168 70L171 68V66H167ZM179 67V66H178ZM259 67V66H258ZM8 68V67H7ZM43 68V67H42ZM49 68V67H48ZM64 68V67H62ZM123 68V67H122ZM129 68V67H128ZM134 68V67H133ZM136 68V67H135ZM134 68V70H135ZM144 68V67H143ZM19 69V68H18ZM46 69V67H45ZM44 69V70H45ZM53 69V68H52ZM70 69V67H69ZM79 69H76V70H79ZM86 69V67H85ZM102 69V68H101ZM119 69V68H118ZM117 69V70H118ZM137 71H138V68H136ZM149 69V68H147ZM153 69V68H151ZM259 69V68H258ZM264 69V68H263ZM42 70V69H41ZM43 70V71H44ZM50 70V69H48ZM56 70H59V69H56ZM62 70V69H61ZM60 70V71H61ZM66 70V69H65ZM64 70V71H65ZM72 70V69H71ZM75 70V69H74ZM88 70V69H87ZM110 70V69H109ZM122 70V69H121ZM130 70H132V67H130ZM145 70V69H143ZM172 70V68H171ZM243 70V69H242ZM39 71V70H38ZM46 71V70H45ZM67 71V70H66ZM73 71V70H72ZM82 70H80L81 72ZM123 71V70H122ZM133 71V70H132ZM136 71V70H135ZM146 71V70H145ZM148 71V70H147ZM245 71V70H244ZM247 71V70H246ZM17 72V71H16ZM19 72V71H18ZM25 72V71H23ZM37 72V71H35ZM47 72V71H46ZM52 72V71H51ZM56 72V71H55ZM54 72V73H55ZM68 72V71H67ZM104 72H106L104 70ZM139 72H140V69H139ZM138 72V73H139ZM155 72V71H154ZM170 72V71H169ZM173 72V71H172ZM259 72V71H258ZM262 72V69L261 71ZM264 72V71H263ZM30 73V72H29ZM61 73V72H60ZM63 73V71H62ZM65 73V72H64ZM76 73V72H75ZM95 73H99V71H95ZM103 73V72H102ZM101 73V74H102ZM109 73V72H108ZM114 73V72H113ZM127 73V72H126ZM160 73H163V72H160ZM19 73H17L18 75ZM40 74V73H39ZM43 74V73H42ZM51 74V73H50ZM90 74V73H89ZM93 74V73H92ZM104 74V73H103ZM130 74V73H129ZM134 74H137L136 72ZM150 74V72H149ZM148 74V75H149ZM155 74V73H154ZM23 75V74H22ZM37 75V74H36ZM41 75V74H40ZM49 75V74H48ZM151 75V74H150ZM60 76V75H58ZM66 76V74H65ZM72 76H75V75H72ZM77 76V75H76ZM94 76V74H93ZM107 76V75H106ZM110 76V75H109ZM143 76V75H142ZM153 76V75H152ZM157 76V75H156ZM155 76V77H156ZM166 76V75H164ZM173 76V75H171ZM178 76V75H177ZM183 76V75H182ZM25 77V76H24ZM29 76H27L28 78ZM36 77V76H35ZM57 77V76H56ZM63 77V75H62ZM70 77V76H69ZM88 77V76H87ZM105 77V76H104ZM149 77V76H147ZM154 77V78H155ZM159 77V76H158ZM162 77V76H161ZM168 77V76H167ZM166 77V79H167ZM181 77V76H180ZM187 77H186V80H187ZM258 77V76H257ZM26 78V77H25ZM40 78V77H39ZM46 78V77H45ZM68 78V77H67ZM81 78L83 79V77L81 76ZM86 78V77H85ZM84 78V79H85ZM89 78V77H88ZM151 78V77H150ZM165 78V77H164ZM175 78V77H174ZM177 78V77H176ZM175 78V79H176ZM233 78V77H232ZM253 78V77H252ZM251 78V79H252ZM261 78V77H259ZM50 79V77H49ZM63 79V78H62ZM87 79V78H86ZM153 79V78H152ZM159 79H162V78H159ZM211 79V80H210ZM228 79V78H227ZM226 79V81H227ZM231 79V78H230ZM257 80V78H255ZM25 80V79H24ZM52 80V79H51ZM60 80V79H59ZM69 80V79H68ZM91 80V78L89 79ZM104 80V78H103ZM106 80V79H105ZM104 80V81H105ZM181 80V79H180ZM254 80V79H253ZM252 80V81H253ZM30 81V80H29ZM42 81V80H41ZM70 81V80H69ZM81 81V80H79ZM87 81V80H86ZM93 81V80H92ZM91 81V82H92ZM95 81V80H94ZM207 81V80H206ZM217 81V80H216ZM219 81V80H218ZM224 81V80H223ZM241 81V80H240ZM248 81V80H247ZM63 82V81H62ZM60 82V83H62ZM106 82V81H105ZM183 82V81H182ZM212 82V81H211ZM243 82V81H242ZM43 83V82H42ZM66 83V82H65ZM75 83V82H74ZM80 83V82H79ZM93 83V82H92ZM179 83V82H178ZM195 83V82H193ZM214 83V82H212ZM217 83V82H216ZM223 83V82H222ZM225 83V81H224ZM223 83V84H224ZM249 83V82H248ZM247 83V84H248ZM28 84V83H27ZM39 84V83H38ZM44 84V83H43ZM46 84V83H45ZM56 84V83H55ZM58 84V83H57ZM72 84V83H71ZM82 84V83H81ZM85 84V82H84ZM182 84V83H181ZM209 84L208 83H204V85ZM218 85L220 84V81L219 83H217ZM243 84V83H242ZM246 84V83H245ZM255 84V85H254ZM34 85V83H33ZM41 85V84H40ZM67 86V84H65ZM93 85V84H92ZM211 85V83H210ZM222 85V84H221ZM253 85L254 87L256 86V88H260L259 89H256V90H259V92H261L262 90V87H264V80L260 79L258 82L256 81V83H254L253 81ZM262 85V87L260 86ZM39 86V85H38ZM55 85L53 84V87ZM83 86V85H82ZM85 86V85H84ZM94 86V85H93ZM186 86V85H185ZM252 86V84L250 85ZM249 86V87H250ZM257 86H260V87H257ZM45 87V86H44ZM61 87V86H60ZM69 87V86H68ZM73 87V86H72ZM72 87L70 86L69 88L72 89ZM35 88V87H34ZM46 88V87H45ZM49 88V87H48ZM67 88V87H66ZM75 86L73 87V90H75ZM96 88V87H95ZM189 88V87H187ZM253 88V86H252ZM59 89H62V88H59ZM70 89V90H71ZM77 89V88H76ZM79 89V88H78ZM204 89V88H203ZM255 89V88H253ZM65 91V89H63ZM201 90V89H200ZM208 90V89H207ZM233 90V89H231ZM249 90V89H248ZM264 90V89H263ZM79 91V90H78ZM80 91H81V88H80ZM193 91V90H191ZM58 92V91H57ZM66 92V91H65ZM230 92V91H229ZM248 92V91H247ZM257 92V91H256ZM47 93V91H46ZM67 93V92H66ZM233 93V92H232ZM230 93V94H232ZM243 93V92H242ZM61 94V93H60ZM59 94V96H60ZM68 94V93H67ZM77 94V93H76ZM229 94V93H228ZM239 94V93H238ZM241 94V93H240ZM54 95V94H53ZM62 95V94H61ZM75 95V94H74ZM81 95V94H80ZM242 95V94H241ZM246 95V94H245ZM51 96V95H50ZM57 96V95H56ZM66 96V95H64ZM71 96V95H70ZM77 96V95H76ZM243 96V95H242ZM72 97V96H71ZM252 97V96H251ZM257 97V96H256ZM63 98V97H62ZM77 98V97H75ZM241 98V97H240ZM261 98V97H260ZM60 99V98H59ZM95 99V98H94ZM244 99V98H243ZM242 99V100H243ZM248 99H250L248 97ZM247 99V100H248ZM254 99V98H253ZM252 99V100H253ZM264 99V98H263ZM261 99V100H263ZM65 100V99H63ZM75 100V99H74ZM256 100V99H255ZM59 101V100H58ZM254 101V100H253ZM63 102V101H62ZM71 102V101H70ZM76 102V101H75ZM64 103V102H63ZM61 103V104H63ZM73 103V102H71ZM80 103V102H79ZM91 103V102H90ZM65 104V103H64ZM68 104V103H67ZM97 105V103H95ZM59 105V104H58ZM74 105V104H73ZM57 106V105H56ZM68 106V105H66ZM76 106V105H75ZM82 106V105H81ZM80 106V107H81ZM62 107V106H61ZM87 107V106H86ZM98 106H96L97 108ZM66 108V107H65ZM69 108V107H68ZM71 108V107H70ZM79 109V108H78ZM83 110V109H82ZM2 111V110H1ZM78 111V110H77ZM76 111V112H77ZM87 111V110H85ZM68 112V111H67ZM81 112V111H79ZM94 112V111H93ZM3 113V112H2ZM77 114V113H76ZM83 114V113H82ZM89 114V113H88ZM4 115V114H3ZM19 116V115H18ZM88 116V115H87ZM95 116V115H94ZM83 117V116H82ZM23 118V117H22ZM81 118V117H80ZM88 119V118H87ZM10 120V119H9ZM15 120V119H14ZM26 120V119H25ZM25 120L23 121L25 123ZM90 120V119H89ZM105 120V119H104ZM7 121V119H6ZM12 121V120H11ZM77 121V120H76ZM82 121V120H80ZM95 121V120H94ZM2 122V121H0ZM4 122V121H3ZM9 122V121H8ZM22 122V123H23ZM85 122V121H84ZM90 122V121H89ZM88 122V123H89ZM12 123V122H11ZM78 123V121H77ZM6 124V123H5ZM3 124V125H5ZM61 124V123H60ZM108 124V123H107ZM2 125V126H3ZM17 125V124H16ZM24 125V124H23ZM26 125H27V122H26ZM31 125V124H30ZM1 126V124H0ZM6 126V125H5ZM8 126V125H7ZM25 126V125H24ZM34 126V125H33ZM36 126V125H35ZM99 126V125H98ZM27 127V126H25ZM79 127V126H78ZM83 127V125H82ZM90 127H92V125L90 124ZM96 127H97V124H96ZM60 128V127H58ZM80 128V127H79ZM101 128V127H100ZM12 129V128H11ZM21 129H24V128H21ZM26 129V128H25ZM29 129V128H28ZM34 131L36 130L34 127H33ZM65 129V128H64ZM93 127H92V131H93ZM14 130V129H13ZM32 130V128H31ZM31 130L28 132L30 133ZM47 130V129H46ZM57 130V128H56ZM61 130V129H60ZM82 130V128L80 129ZM108 130V128H107ZM4 131V130H3ZM17 131V130H16ZM19 131H20V128H19ZM24 131V130H23ZM32 132V133H35V132ZM77 131V130H76ZM79 131V129H78ZM77 131V133H78ZM84 131V130H83ZM97 131V130H96ZM95 131V132H96ZM117 131V130H116ZM15 132V131H14ZM22 132V131H21ZM26 132V133H27ZM44 132V131H43ZM47 132V131H45ZM69 132V131H68ZM81 132V131H80ZM85 132V131H84ZM89 132V131H88ZM87 132V133H88ZM98 132V131H97ZM104 132V131H103ZM6 133V132H5ZM20 133V132H19ZM18 133V134H19ZM2 134V133H0ZM24 134V133H23ZM37 133H35V135L31 137V135H24L26 139L23 138V141L24 142H28L27 145H30V147L32 148H28L29 149V153L28 154L29 156H31L30 158L32 159L33 157L38 161V162H44L45 161V156L42 155V153L44 154V152L42 151L41 155H39L40 153L37 152V151H40L39 147L38 146L39 144L41 145L42 142H46V138L44 140V138L42 137H38V135H36ZM43 134V133H42ZM41 134V135H42ZM67 134V133H66ZM105 134V133H104ZM44 135V134H43ZM83 135V133L81 134ZM90 135V133H89ZM114 135V134H113ZM70 136V135H69ZM80 136V135H79ZM84 136V135H83ZM102 136V135H100ZM106 136V135H105ZM21 137V136H20ZM44 137V136H43ZM55 137V136H54ZM78 137V136H76ZM88 136H85V137H80L83 138L85 140V138H87ZM90 137V136H89ZM97 137H98V134H97ZM57 138V137H56ZM68 138V137H67ZM74 138V137H73ZM93 137H90L89 139H91ZM107 138V137H106ZM105 138V139H106ZM119 138V137H118ZM97 139V141L94 142V140ZM93 138L91 140H93L92 144L88 142V144L92 145V147L90 146L89 148H82L80 145L78 146V142L77 144H75L78 148L81 147L80 149L83 150L81 153H80V156L78 157H75L74 159L76 160L77 163H80V164H83L84 167L85 166H89V164H91V158L93 157L92 155H96L98 157H100L102 159V162L104 164H107L109 166V163H110V166L111 165H114V161H118V157H117V160H112V158H114V154L112 155L113 152H105L103 149V146L106 147V142L104 143V145L100 142H98L99 138ZM102 139V138H101ZM121 139V138H120ZM56 140H59L56 139ZM54 140V142L56 141ZM61 140V139H60ZM82 140V139H81ZM103 140V139H102ZM119 140V139H118ZM123 140V139H122ZM30 141V142H29ZM33 141V142H32ZM53 141V140H52ZM80 141V140H79ZM83 141V140H82ZM85 141H88V138L87 140ZM83 141V142H85ZM104 141V140H103ZM102 141V142H103ZM109 141V140H108ZM5 142V141H4ZM17 142V141H16ZM23 142V143H24ZM38 144V149L36 147V144ZM41 142V143H40ZM44 142V143H45ZM58 142V141H57ZM110 142V141H109ZM120 142V141H119ZM123 142V141H122ZM1 143V142H0ZM20 143V142H19ZM22 143V144H23ZM30 143V144H29ZM32 143V144H31ZM43 143V144H44ZM56 143V142H55ZM60 143V142H59ZM75 143V142H74ZM82 143V142H81ZM108 143V142H107ZM111 143V142H110ZM2 144V143H1ZM7 144V143H6ZM42 144V145H43ZM49 144V142H48ZM61 144V143H60ZM85 144H87V142H85ZM84 144V145H85ZM87 144V146H88ZM109 144V143H108ZM107 144V145H108ZM21 146V143L18 144V146ZM65 145V144H64ZM74 145V146H75ZM3 146V145H1ZM7 146V145H6ZM44 146V145H43ZM42 146V147H43ZM57 148H55V147ZM58 146H61V145H58ZM57 145H53L51 146L52 148L54 147V149H58ZM63 146V145H62ZM73 146V144H72ZM113 146V145H112ZM4 147V146H3ZM1 147V149L3 148ZM17 147V146H16ZM24 147L21 146L20 148ZM28 147V146H27ZM85 147V146H83ZM128 147V146H127ZM19 148V149H20ZM41 148V147H40ZM46 148V147H45ZM49 148V147H48ZM73 148V147H72ZM76 148V147H75ZM108 147H106L107 149ZM129 148V147H128ZM7 149V148H6ZM23 149V148H22ZM24 149H27V148H24ZM23 149V150H24ZM27 149V150H28ZM51 149V148H50ZM53 149V150H54ZM136 149V148H135ZM66 150V149H65ZM110 150V149H109ZM112 151L116 149H111ZM129 150V149H128ZM5 151V149H4ZM25 151V150H24ZM40 151V152H41ZM68 151V150H67ZM78 151V150H76ZM75 151V152H76ZM130 151V150H129ZM3 152V151H2ZM39 154H37V153ZM69 152V151H68ZM70 152H73V151H70ZM128 152V151H127ZM132 152V151H131ZM5 153L7 154V152L5 151ZM20 153V152H19ZM18 153V154H19ZM25 153V152H23ZM26 153H28V151H26ZM4 154V152H3ZM37 154V155H36ZM79 154V153H78ZM119 154V153H117ZM122 154V153H120ZM126 154V153H125ZM1 156H3L2 154H0ZM73 155V154H72ZM124 155V154H123ZM122 155V156H123ZM132 155V154H131ZM75 156V154L73 155ZM77 156V155H76ZM92 156V157H91ZM116 156V155H115ZM125 156V155H124ZM27 157V155L25 156ZM9 158V157H8ZM29 158V157H28ZM33 158V159H34ZM40 158H42L43 160H40ZM116 158V157H115ZM114 158V159H115ZM120 158V157H119ZM4 159H7L6 157ZM11 159V157L9 158ZM20 159V158H19ZM31 159L28 160L26 159V165L27 164H36L33 162L32 160V163L31 162ZM52 159V158H50ZM69 159V157H68ZM94 159V158H93ZM98 159V158H97ZM126 159V158H125ZM134 159V158H133ZM15 160V159H14ZM35 160V162H36ZM47 160V159H46ZM49 160V159H48ZM73 160V159H72ZM96 160V159H94ZM13 160L11 159V162ZM16 161V160H15ZM24 161V160H23ZM30 161V162H29ZM54 161H56L54 159ZM97 161V160H96ZM126 161V160H125ZM25 162V161H24ZM49 162V161H48ZM47 162V163H48ZM57 162V161H56ZM73 162V161H71ZM54 163V162H53ZM52 163V164H53ZM74 163V162H73ZM92 163H95V162H92ZM97 163V162H96ZM119 162H117L116 164H118ZM124 163V162H123ZM14 164H18V163H14ZM21 164V163H20ZM57 166L58 163H55ZM122 164V163H121ZM119 163V165H121ZM134 164V163H133ZM6 165V164H5ZM15 165V166H16ZM24 165V164H23ZM50 165V163H49ZM79 165V164H77ZM92 165V164H91ZM90 165V166H91ZM103 165V164H102ZM18 166V165H17ZM39 166V165H38ZM42 166V164H41ZM51 166V165H50ZM49 166V167H50ZM136 166V165H135ZM19 167V166H18ZM27 167V166H25ZM31 167V166H30ZM63 167V166H62ZM71 167V166H70ZM76 166H74L75 168ZM20 168V167H19ZM32 168V167H31ZM35 168H37V166L35 165ZM34 168V170H36ZM43 168V167H42ZM47 168H48V165H47ZM52 168V167H50ZM58 168V167H57ZM55 169V171H51V169H49L51 171V175L53 176L54 174L52 173H55V177H58L60 180H62L61 182V185L62 184H67L66 182H68L67 180L68 179H73V178H76V180L74 181V185L77 183L76 181L77 180V177L79 179V172L78 173H74L75 170L72 172H70L71 174H75V175H72V177H70L68 174V177L67 175L65 174V172L63 171V169L61 170V168L59 169ZM73 168V167H72ZM88 168V167H87ZM120 168V167H119ZM122 168V167H121ZM143 168V167H142ZM148 168V167H147ZM154 168V167H153ZM22 169V168H21ZM28 169V168H26ZM25 169V170H26ZM41 169V167H40ZM70 169V168H68ZM80 169V168H79ZM77 169V170H79ZM13 170V169H12ZM25 170H21L23 172H25ZM44 170V168H43ZM41 169V173L43 171ZM67 170V169H66ZM20 171V170H19ZM39 171V169H38ZM83 171V170H82ZM81 171V173H82ZM90 171V170H89ZM125 171V170H124ZM129 170H127L128 172ZM145 171V170H144ZM12 172V171H11ZM33 172V170L31 171ZM37 172V171H35ZM46 172V171H44ZM149 172V171H148ZM9 173V172H8ZM40 173V172H39ZM40 173V174H41ZM14 174V173H13ZM19 174V172H18ZM48 174V173H46ZM84 174V173H83ZM86 174V173H85ZM94 174V173H93ZM127 174V173H126ZM129 174V173H128ZM16 175H17V171H16ZM15 175V176H16ZM24 175V174H23ZM28 175V174H27ZM35 175H37L35 173ZM34 175V176H35ZM50 175V173H49ZM78 175V176H77ZM88 175V174H87ZM151 175V174H150ZM9 176H12V175H9ZM30 175H28V179L30 178L29 177ZM32 176V175H31ZM38 176V175H37ZM42 176V175H41ZM46 176V175H44ZM82 176V177H81ZM80 176V179L83 178V175ZM85 176V175H84ZM122 176V174H121ZM125 176V175H124ZM143 176V175H142ZM2 177V176H1ZM7 177V175H6ZM5 177V178H6ZM17 177V176H16ZM26 177V178H27ZM36 177V176H35ZM40 177V175H39ZM53 178L52 179H56V178ZM70 177V178H69ZM88 176H86L85 178H87ZM90 177V176H89ZM135 177V176H134ZM148 177V176H147ZM145 176V178H147ZM11 178V177H10ZM15 178V177H14ZM20 178V177H19ZM24 178V177H23ZM22 178V179H23ZM50 177L48 176L47 180L49 179ZM129 178V177H128ZM140 178V177H139ZM150 178V177H149ZM35 179V178H34ZM38 179H41V178H38ZM89 179V178H88ZM4 180V179H3ZM3 180H0V264H162V261L164 262L165 260L162 259L163 256L162 255V250L159 249L160 247L157 246V238L159 237L158 234H156V230H154V226L152 228H150V226H152L150 223L152 221H150V219H146L145 217L141 220H143L144 224H141V220L139 219L137 222L135 221V215L133 216L134 218H132V216L130 217H125V218H121V220L119 221L117 217H112V212L111 214H109V209L112 210L111 208L109 209H106V207H103V201L100 197L98 193V187H97V191H95V189H86L87 187L84 188V186L87 184L86 182H90V179L87 180L84 185H82V189H80L79 191H75L74 189H72V186H73V180L72 182H69L72 183V184H69L66 187H59V189L64 193L63 195V198H53V197H50L47 196L49 193H51V191L48 193L46 192V196L43 195V193H38L36 192L35 190V185H26V186H19L18 183L15 184V183H11L9 181H3ZM7 180V179H6ZM9 180V179H8ZM27 180V179H26ZM32 180V179H31ZM51 180V179H50ZM58 180V179H57ZM59 180V181H60ZM84 178L81 180L83 182ZM93 180V179H92ZM134 180V179H133ZM138 180V179H137ZM145 180V179H144ZM150 180V179H149ZM153 180V179H152ZM17 181H19L17 179ZM34 181L33 180V184H34ZM39 180H37L38 182ZM41 181H44V180H41ZM23 182V181H22ZM80 182V180L78 181V183ZM125 182V181H124ZM129 182V181H128ZM134 182V181H133ZM25 183V182H23ZM27 183V182H26ZM45 183H46V180H45ZM56 183V182H55ZM54 183V184H55ZM57 183H59L57 181ZM91 183V182H90ZM149 183V182H148ZM32 184V183H31ZM39 184V183H38ZM44 184V183H43ZM42 183H40L39 185H43ZM50 184V183H49ZM48 184V185H49ZM83 184V183H82ZM89 184V183H88ZM87 184V185H88ZM47 185V183H46ZM46 186L45 188L48 189L49 186ZM53 185V184H52ZM78 185V184H77ZM77 185L75 187H77ZM91 184H89L88 186H90ZM121 185V184H120ZM119 185V186H120ZM124 185V184H123ZM155 185V184H154ZM164 185V184H163ZM57 186V185H56ZM98 186V185H97ZM127 186V185H126ZM129 186V185H128ZM40 188V186H37ZM36 189H39L37 188ZM79 187H80V183H79ZM78 187V188H79ZM93 187V186H91ZM118 187V186H117ZM156 187V186H155ZM43 188V187H42ZM51 188V186H50ZM49 188V189H50ZM54 188V187H53ZM78 188H76L78 190ZM81 188V187H80ZM102 188V187H101ZM107 188V187H106ZM137 188V187H136ZM161 188V187H160ZM115 189H116V192H117V188L115 186ZM114 189V190H115ZM135 189V188H134ZM142 189V188H141ZM178 189V188H177ZM51 190V189H50ZM59 190V191H60ZM65 190V191H64ZM108 190V189H107ZM128 190V189H126ZM149 190V189H148ZM39 191H41L39 189ZM54 191V190H53ZM95 191V192H94ZM100 191V190H99ZM119 191V190H118ZM151 191V190H150ZM44 192V191H43ZM108 194L109 192L106 191ZM113 191V187H112V191ZM116 192L114 194H116ZM120 192V191H119ZM123 192V191H122ZM144 192V191H143ZM158 192V191H157ZM160 192V191H159ZM179 192V191H177ZM105 195V191L103 192ZM112 193V194H113ZM129 193V192H128ZM156 193V192H155ZM55 194V192H54ZM113 194V195H114ZM125 194V193H124ZM136 194V193H134ZM150 194V193H149ZM55 195H61L60 193L59 194H55ZM105 195H104V200L107 199L105 198ZM159 195V194H158ZM157 195V196H158ZM166 195V194H165ZM172 195V194H171ZM185 195V194H184ZM52 196V195H51ZM102 196V195H101ZM107 196V195H106ZM138 196V195H137ZM136 196V197H137ZM144 196V195H143ZM152 196V195H151ZM161 196V195H160ZM57 197V196H56ZM89 197V198H87ZM111 197V196H110ZM140 197V196H139ZM154 197V196H153ZM182 197V196H181ZM184 197V196H183ZM115 198V197H114ZM122 198V197H121ZM150 198V197H149ZM190 198V197H189ZM84 199V200H83ZM101 199V200H100ZM109 199V198H108ZM111 199V198H110ZM123 199V198H122ZM139 199V198H137ZM157 199V198H156ZM147 200H148V197H147ZM146 200V201H147ZM158 200V199H157ZM163 200V199H162ZM102 201V202H100ZM107 201V200H106ZM140 201V200H139ZM152 201V200H151ZM150 201V202H151ZM164 201V200H163ZM108 202V201H107ZM113 202V201H112ZM125 202V201H124ZM124 202H123V206L124 205ZM138 202V201H137ZM143 202V201H142ZM165 202V201H164ZM192 202V200H191ZM110 203V202H109ZM178 203V202H176ZM182 203V202H181ZM194 203V202H193ZM192 203V204H193ZM196 203V202H195ZM142 204V203H141ZM154 204V203H153ZM161 204V203H160ZM159 204V205H160ZM113 205V204H112ZM115 205V204H114ZM147 205V204H146ZM158 205V206H159ZM141 206V205H140ZM145 206V205H144ZM155 206V205H154ZM133 207V206H132ZM130 207V208H132ZM182 207H185V206H182ZM117 208V207H116ZM127 208V207H126ZM154 208V207H153ZM190 208V207H189ZM181 209V208H180ZM188 209V208H187ZM141 212L142 210L139 209ZM156 210V209H155ZM154 210V212H156ZM186 210V209H185ZM102 211V212H101ZM133 211V209H132ZM138 211V210H137ZM148 211V210H147ZM150 211V210H149ZM140 212V213H141ZM153 212V211H152ZM177 212V211H176ZM191 212V211H190ZM133 213V212H132ZM149 213V212H147ZM179 213V212H178ZM115 214H118V213H115ZM131 214V213H130ZM134 214V213H133ZM132 214V215H133ZM183 214V213H182ZM128 215V214H127ZM142 215V214H141ZM141 215H139L141 217ZM116 216V215H115ZM147 216V215H146ZM196 216V215H195ZM138 217V215L136 216ZM153 217H155V215H153ZM119 218V219H120ZM139 218V217H138ZM142 218V217H141ZM149 218V217H148ZM197 218V217H196ZM155 219V218H154ZM150 221L149 222H147ZM142 222V223H143ZM154 223V222H152ZM201 223V222H199ZM158 224V223H157ZM154 225V224H153ZM158 228V227H157ZM152 229V230H151ZM156 232H154V231ZM158 230V229H157ZM197 233V232H196ZM158 235V237H157ZM163 235V234H162ZM207 235V234H206ZM202 237V236H201ZM205 237V236H204ZM159 239V238H158ZM202 239V238H201ZM162 240V238H161ZM160 240V241H161ZM163 241V240H162ZM165 242V241H164ZM203 242V241H202ZM209 242V241H208ZM207 242V243H208ZM160 243V242H159ZM163 243V242H162ZM213 243V242H212ZM167 245V244H166ZM202 245V244H201ZM200 245V246H201ZM219 245V244H218ZM221 245V244H220ZM159 247V248H158ZM167 247V246H166ZM203 247V246H202ZM224 247V246H223ZM222 249V248H221ZM161 250V252L159 251ZM169 250V249H168ZM172 250V249H171ZM202 250V248H201ZM225 250V249H224ZM204 251V250H202ZM223 251V250H222ZM167 252V251H166ZM171 252V251H170ZM173 252V251H172ZM213 252V251H212ZM229 252V251H227ZM226 252V254H227ZM161 253V254H160ZM225 254V253H224ZM232 254V253H231ZM220 255V254H219ZM171 256V254H170ZM211 256V255H210ZM232 256V255H231ZM236 256V255H235ZM167 257V256H166ZM224 257V256H223ZM168 258V257H167ZM172 258V257H171ZM170 258V259H171ZM237 258V257H236ZM240 258V257H239ZM172 260V259H171ZM170 260V261H171ZM227 260V259H226ZM245 260V259H244ZM169 261V260H168ZM166 262V261H165ZM173 262V260H172ZM227 262V261H226ZM235 263V262H234ZM220 264V263H218ZM224 264V263H223ZM228 264V263H227ZM230 264V263H229ZM243 264V263H242Z\"/></svg>",
  "mask_w": 264,
  "mask_h": 264
}]
</instances>
